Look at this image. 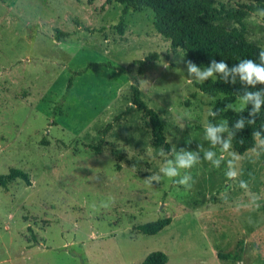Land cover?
<instances>
[{
  "label": "rangeland",
  "instance_id": "1",
  "mask_svg": "<svg viewBox=\"0 0 264 264\" xmlns=\"http://www.w3.org/2000/svg\"><path fill=\"white\" fill-rule=\"evenodd\" d=\"M154 20L116 0H0V174L20 168L31 181L0 185V264H140L157 250L167 264H264V139L241 154L228 125L216 133L228 150L205 138L226 122L209 114L224 95L199 89ZM243 22L264 46V16ZM152 52L160 58L140 72L134 60ZM135 82L165 123L169 151L153 146L142 110L125 112ZM245 105L238 97L233 108ZM182 149L199 160L170 179L160 169L176 167ZM186 173L190 186L175 183ZM152 175L161 179L149 184ZM167 216L157 234L136 228ZM241 240V260L218 256Z\"/></svg>",
  "mask_w": 264,
  "mask_h": 264
},
{
  "label": "trees",
  "instance_id": "2",
  "mask_svg": "<svg viewBox=\"0 0 264 264\" xmlns=\"http://www.w3.org/2000/svg\"><path fill=\"white\" fill-rule=\"evenodd\" d=\"M116 1L125 5L126 10L130 7L150 8L155 14L154 26L161 35L170 41L171 51L176 53L180 49L183 50L188 60L197 67L209 68L213 61L226 63V72L213 71L214 78H207L203 83L196 82V85L202 91L220 92L224 95L215 103L213 111L225 117L235 151L241 154L245 153L256 146L258 137L264 139V83L250 85L241 80L239 73L232 71L233 68L239 67L243 59H251L256 64L264 63L259 57V51L264 50V46L258 45L248 38L247 27L243 22L251 13L264 9V0H248L237 9L229 8L224 3L214 5L207 0ZM227 19L233 20L239 26L227 28L220 23ZM159 58L158 52H152L144 59L134 60V63L138 65L141 72L150 62ZM104 65L108 64L91 62L87 68ZM233 80L235 83H232ZM130 87L132 104L126 108L125 112L129 113L133 106L142 110L149 119L153 146L164 147L169 151L171 144L167 140L165 123L161 119L160 113L143 99L139 82L132 83ZM248 93L260 94V111L256 116L250 115L254 108L255 98L246 99V105L238 111L233 108L237 98L246 97ZM120 118L121 116H117L115 119ZM239 119L244 121L243 128L235 127ZM250 120H255V122L249 123ZM112 126L113 123H109L106 129H110ZM254 132L258 133L255 137ZM16 178H22L31 184L27 172L20 168H11L7 174H0V185L7 188L9 181ZM171 222L170 216L161 217L139 224L136 228L139 232L154 235ZM243 250V241L241 240L235 253L219 252L218 256L241 260ZM168 260L167 253L157 250L149 253L140 264H167Z\"/></svg>",
  "mask_w": 264,
  "mask_h": 264
},
{
  "label": "clouds",
  "instance_id": "3",
  "mask_svg": "<svg viewBox=\"0 0 264 264\" xmlns=\"http://www.w3.org/2000/svg\"><path fill=\"white\" fill-rule=\"evenodd\" d=\"M259 14L261 16H264V9L259 10ZM259 57L262 62H264V50L259 51ZM187 67L189 70V76H191L192 73H196V80L198 82L203 83L207 80L209 76H212L213 71L218 72H226L227 65L223 61L220 63H216L215 61L212 62L211 67H209L206 71H199L197 66L190 60L186 61ZM233 72L239 73L240 78L242 81H246L248 84L255 86L257 83H264V63L256 64L251 59H243L241 60L239 67H235L232 69ZM232 83H235V80L232 81ZM259 93H248L245 97V99H253L255 98V104L252 112L250 115L256 116L260 111V104L261 101L259 99ZM211 116L217 115V112L211 111L209 113ZM255 120H250L249 123H254ZM244 121L243 119H239L235 125L236 128H243ZM227 128V123H221L219 126H212L208 125L206 128L205 138H210L212 140V144H220L221 147L226 151L231 147L230 142L225 140H220L219 137L216 136L217 132H223ZM254 137L258 135V133H253ZM183 153V155H181ZM160 154H163V150ZM179 157L178 165L176 167L172 166V162L168 161L166 163V166L162 167L160 169V172L164 173V175L168 178H174L179 175L178 169L181 168H190L199 160V154L195 153L193 154L191 151H183L181 150L180 153L177 154ZM215 153L212 151H208L204 154V159L208 161H212L215 166H219L220 161L218 159H214ZM186 157V158H185ZM159 181L161 177L159 175H152L149 177L148 182L151 184L152 180ZM191 177L187 173L178 181H175V183H178L180 185L190 186L189 181Z\"/></svg>",
  "mask_w": 264,
  "mask_h": 264
},
{
  "label": "crops",
  "instance_id": "4",
  "mask_svg": "<svg viewBox=\"0 0 264 264\" xmlns=\"http://www.w3.org/2000/svg\"><path fill=\"white\" fill-rule=\"evenodd\" d=\"M255 234V232H253Z\"/></svg>",
  "mask_w": 264,
  "mask_h": 264
}]
</instances>
